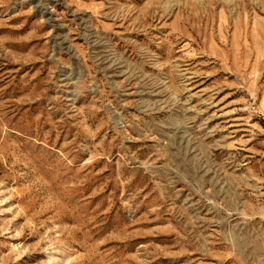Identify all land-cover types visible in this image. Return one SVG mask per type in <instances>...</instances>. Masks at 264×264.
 <instances>
[{
  "label": "rangeland",
  "instance_id": "obj_1",
  "mask_svg": "<svg viewBox=\"0 0 264 264\" xmlns=\"http://www.w3.org/2000/svg\"><path fill=\"white\" fill-rule=\"evenodd\" d=\"M263 91L264 0H0V264H264Z\"/></svg>",
  "mask_w": 264,
  "mask_h": 264
},
{
  "label": "built area",
  "instance_id": "obj_2",
  "mask_svg": "<svg viewBox=\"0 0 264 264\" xmlns=\"http://www.w3.org/2000/svg\"><path fill=\"white\" fill-rule=\"evenodd\" d=\"M250 109L252 110V112H253L254 114L257 115V117L260 116L259 113L257 112V109H256V107H255V105H254V102H253V104L250 106Z\"/></svg>",
  "mask_w": 264,
  "mask_h": 264
},
{
  "label": "bare ground",
  "instance_id": "obj_3",
  "mask_svg": "<svg viewBox=\"0 0 264 264\" xmlns=\"http://www.w3.org/2000/svg\"><path fill=\"white\" fill-rule=\"evenodd\" d=\"M249 88H250V86H249ZM261 94V93H260ZM262 96V95H261ZM260 107L262 108V110L264 111V93H263V96H262V98H261V100H260Z\"/></svg>",
  "mask_w": 264,
  "mask_h": 264
},
{
  "label": "crops",
  "instance_id": "obj_4",
  "mask_svg": "<svg viewBox=\"0 0 264 264\" xmlns=\"http://www.w3.org/2000/svg\"><path fill=\"white\" fill-rule=\"evenodd\" d=\"M263 93H264V91H263ZM263 93H262V96H263ZM262 98V97H261ZM264 112V111H263Z\"/></svg>",
  "mask_w": 264,
  "mask_h": 264
}]
</instances>
